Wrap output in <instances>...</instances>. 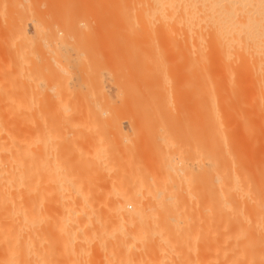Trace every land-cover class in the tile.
Listing matches in <instances>:
<instances>
[{
	"label": "rangeland",
	"instance_id": "1",
	"mask_svg": "<svg viewBox=\"0 0 264 264\" xmlns=\"http://www.w3.org/2000/svg\"><path fill=\"white\" fill-rule=\"evenodd\" d=\"M111 1L112 0H0V108H1L0 111L3 110L2 113H0V116L2 115L0 117V120L3 121L5 118L6 121L4 120V122L9 123L11 121L10 123H12L17 127L15 128V126H12V124L9 123L11 133L15 134V135L12 134L14 135L13 138L15 137L14 141L17 144L19 143L17 146L14 142L15 146L14 147L12 146L13 150L14 149L16 150V151L14 150V153L16 152L15 156H18V158L17 157L15 158H17L22 162L23 160H25L23 163H25L24 165L28 166V168L26 166L25 167L27 168V170L29 169L28 170L30 173L29 177L31 179V180L29 179L30 181L29 200L31 199L33 200L31 201L33 206L35 204V200L38 201L41 200L39 204L42 205L41 206L39 205V207L41 209L44 208L42 211H45L44 214L46 218L41 225L42 227L41 230L43 229L42 234L44 235L42 238L44 241L42 240L41 247L42 249L44 248L43 249L44 253L46 252L45 254L46 264H72V263L73 264H79V263L80 264H112V261H114V259L111 260L112 256L110 255V250L112 251L113 248H117L118 246H119L118 248H124L122 250L126 249L127 251L126 250L122 251L126 253H130L129 251L130 249L128 250V248L134 247L132 249H134L133 251H136L135 252L136 260L138 261L137 258H140L139 259L140 261H138L136 264H151V263L155 264V262L150 260L149 257L148 259L146 258L151 252L149 251L151 246L153 249L154 247H156V249L158 250L159 248L162 251L164 250V252L161 253V255L163 256L161 260L163 262L160 264H203L202 261L203 254L207 248L210 249V247H208L210 246V244L209 242H207L208 246L206 247L207 243L206 242L204 243V241L206 240L202 238L204 236H201V232L198 233V231H202V228H200L201 226H198V224L199 225L205 224L204 223L205 221H203L202 223L201 220H205L206 219L204 217L206 216L205 214L211 213L213 211L212 210L211 212H208L209 210L208 209L206 210L208 204L205 205L206 208H204V204L208 200L207 199L205 201L206 199L205 196L207 194L204 190L210 188L211 185L210 173L212 172L211 170L212 161L209 158L205 157L207 156L205 147L207 146V149H209V151L217 152V150L215 151L210 149L212 145L215 146L214 144L212 145L210 144L212 142L211 141L212 137L213 140L215 139L214 136H211L210 138V134L212 133L210 131L211 130L210 128H213L214 125L218 126L221 125L222 123L224 124V122H226L225 123L226 125L224 124V126L222 125L223 127L221 126L218 127L221 130V132H223L224 130L225 131L228 130V132L229 131L233 132L235 136L231 132L228 133L227 131H226L227 132L226 136L222 135L223 139L226 137L225 138L226 140H223V142H227L228 144L229 141H227V136L230 135L231 133L232 136L231 137L228 136L229 138H231L230 139L231 145L229 147L227 145H226L227 147H225L226 143L225 144L223 143L224 144L223 146L221 142H220L221 145H218L219 144L217 143L218 139L217 140L215 139L217 145L219 146L218 151L219 150L222 151L221 150L222 146L223 149L225 147V149L228 151L227 154L229 153L231 154L232 152L231 150L235 151L233 152L234 154H232V157L229 154L230 155L229 158L232 161L237 160V162L236 161L235 162L238 164L236 165L235 162L233 163L232 161H230L234 164L232 165L231 163V166L234 167H232V170L231 167L229 166L228 168L227 167L226 168L228 170L230 169L229 170L230 173L231 171L239 170L237 173H239L238 175L241 179H243L242 180L243 185L244 182L245 185L243 186L241 185L242 183H240L241 187L239 188L241 189L239 190L241 191L239 193H236L237 195L233 194L236 195L237 198L232 195V198L237 199V200L233 199V203L234 201H236L235 203L237 204L235 205L237 206L236 209H238L237 213L235 210H232L236 215H234L231 212L232 208L223 210L225 211V214L229 216V218L231 213H232V217L236 216L235 219L237 220H234L233 218V222L234 221L236 222L234 224L233 222L231 223V221L228 220L229 218L222 213L223 216L227 218V221H229L232 224V225L228 224L230 225L229 227L226 224L229 222H224L229 227L226 228L227 226H225L223 223L224 220L222 221V218L224 217L221 215V213H219V211L216 213L214 211L213 214L214 218L218 213H219L218 215L222 216L219 218L218 217L215 218L217 220V223H218V219H219V223L222 221L221 225L222 224L223 225L222 226L220 225V227H222V230L221 228H219V230L217 229V227H219L218 226L219 224L215 223L214 221L215 219L213 220L212 218L211 220H209L208 223H206L205 227L203 228V229L206 228L209 229V226L210 228L216 226L215 228L218 230V232L224 231L222 232V234L219 233L221 234L222 239L221 237H219L220 235L217 234L219 235L218 238L221 239L220 241L223 242L220 243V241H217L218 238L216 239V236L214 237V234H216L215 229H210L211 232H208L209 231L208 229L202 232L204 234H206L207 232L209 234L211 233V235L209 236L208 234L206 235L208 237L211 236L210 240L214 237L213 240H216L214 241V243L219 242L221 247L217 246L219 243L213 244L210 242L211 245L220 248H224L223 245L225 246L230 245L228 244V242L232 238L234 240L237 238L236 240L238 246L236 245L235 241L232 239L233 241L232 240L231 241L232 243L234 242V245L231 244L232 247L231 245L230 247L233 248V246H235L234 249L237 248L236 249L238 251L237 257L239 260L238 264H245L247 263L246 261L250 262V263L248 262L247 264H251V263L264 264V116H263L264 86H262V84L264 85V82L262 81L263 83H260L259 85L258 81L261 80L258 79L259 77L257 78V76H255V80H256L255 81L253 80L254 76L252 77L246 74H236L237 76H235L234 74L232 75V74H222V73H207L206 71L204 73H201L204 71V69L202 68L203 65V60L201 59L202 53L199 51L200 48L197 47L198 45L197 43L186 38L185 34L182 32L184 31V29L181 30L179 26L171 25V26H165V28L159 27L157 28L158 30L157 32L155 29L159 25L154 24L156 25L154 26L152 23H149L147 19L145 20L144 17L146 15L145 14L146 11L144 10L143 12L145 6L144 4H141L142 3L140 2L141 0H126V3L124 0H114L113 2ZM139 8L141 10L140 13H139ZM116 10L120 12H117ZM112 17L114 18L112 19ZM116 19L117 21H115ZM109 20H112L113 23L112 21ZM144 21H147L148 23L147 22L145 23ZM148 24H150V27H148L149 26ZM135 25L137 30L135 29ZM153 26L155 29L153 28ZM151 29L154 30L151 31ZM141 35H143V40ZM153 35H155L156 38ZM182 35L185 36L184 39ZM144 36H146V38H144ZM131 37L133 38L135 37V40L130 39ZM149 42L151 43V45H149L150 44ZM183 46L186 49L187 53L183 48ZM131 48L134 52H132ZM179 49L181 54L179 53ZM189 60H193V62ZM194 61L195 62L198 61V63L197 62L195 63ZM165 65H166V69H165ZM196 65L198 66L195 67ZM109 72L111 75L109 74ZM112 73H114L113 76ZM114 75L115 78H113ZM231 75L233 79L230 77ZM122 76L126 77L124 78L125 80L122 79ZM209 76L211 77V79ZM152 77L154 80L153 82L151 81ZM157 77L160 80V82L158 81V79H156ZM202 77L205 78V80L203 79L206 82L205 84L209 82L210 86L209 85L208 86L206 85L207 87L204 86L205 84L203 83L204 81L202 80ZM144 78L146 79V81ZM256 78L258 79V81ZM166 79H170V80H166ZM238 79H240V82L238 81ZM117 81H118L117 83L118 85L115 84ZM235 81L239 84L235 83ZM254 81L257 84L254 83ZM212 82L213 83L215 82L216 85L214 83L213 86ZM253 83L255 84V86H257L258 90L256 87L254 88ZM120 84H122V86L125 85L126 87L122 88ZM170 84L173 85L171 86ZM249 84L252 85L249 86ZM235 86L238 87L236 88ZM144 87L146 89L147 88L149 89L146 90ZM204 87L205 89L207 88L206 90L208 91H206ZM259 87L262 88H260L259 90ZM125 88H127L128 90ZM209 88L215 90L214 92H216L215 94H217V96L219 95L218 96L219 98L215 96L212 90H210V95H209ZM203 90L205 92H203ZM256 90L260 92L259 95ZM123 92L125 94H123ZM224 92H226V95ZM238 92L243 95V99L241 97V94H239ZM148 93L152 95V96L150 95V98H148L149 97ZM204 94L206 95V97H208L207 99L206 97L204 99L205 96ZM126 96H130V97H126ZM230 96L233 97L237 96L236 97L237 100L236 98H234L236 102H234L235 100H233V98ZM245 97L246 98L248 97V99H246ZM114 98H115V102L113 100ZM118 98L120 99V101L122 100V102H120ZM163 98L164 99L167 98L169 101L167 99L164 101ZM214 98L215 100L218 101H214ZM228 98L231 102L228 100ZM252 99L255 100V102L252 101ZM204 100H206L208 104L209 102H212L213 104L211 103V106L206 105L207 103L204 102ZM174 101L176 102L174 103ZM213 101L215 102V104ZM107 102L110 105H105L108 104ZM258 102L260 103L258 104ZM157 103L158 104L164 103V104L163 105L160 104L162 107L161 108L160 105L159 106L157 105ZM169 103H171V105ZM242 103H244V105H242ZM255 103L257 105H260V106H256L257 109L255 108L256 105ZM261 103H263L262 105L263 107L261 106ZM167 104H169L170 106ZM213 105L214 106L216 105V107L218 106L217 107L218 110L221 109L220 113L223 112L224 113L221 115L215 114L214 110L217 109H214L215 107H213ZM112 106H114V109ZM205 106L206 107L208 106L209 109L210 107H213L214 110L211 108L210 112L213 110L212 114L214 116L211 113L208 112L206 113V111L208 110H206ZM231 106H233L234 109ZM238 108L241 111H239ZM4 109L5 110L7 109L6 112L4 111ZM258 109L259 110L261 109L260 110L261 112ZM17 111L20 113H18ZM12 112L15 113L16 115H14ZM240 112L243 113L244 115L242 116ZM216 113L219 112L216 111ZM235 113L239 117H236ZM207 114L213 116V117L208 116L210 118L209 121H207ZM218 116H221V118ZM243 117L246 120V122L243 119ZM211 119L212 121L216 120L215 122L213 121L214 123L213 127L211 125L212 123L210 122ZM221 120L223 122L219 123L221 122ZM19 121L21 124L24 121V123L22 124V128L24 126L23 128L24 133H23V129L20 128L21 125L20 126L18 125L20 124ZM217 122L219 124L216 125ZM247 122L248 123L250 122L249 123L250 125ZM99 124H101V126ZM206 124L208 125L210 124L209 126L210 128L206 126ZM244 125H246V127ZM225 126H227L226 127L227 129L225 128ZM18 127L20 128L21 132L18 131L19 129ZM101 127L103 128L101 129ZM242 127L245 128L244 129L245 131L243 130ZM26 128L29 130V132ZM153 130L154 132H152ZM213 130L214 129H212V131ZM171 131L173 133H171ZM225 131L222 134L225 135L226 133ZM82 134L83 136H81ZM213 134L214 133H212L211 135ZM24 135L27 137V139L25 138ZM16 136L18 139L17 141H16ZM74 137L75 139H73ZM34 139H36V141H34ZM165 139L166 140L168 139V141H166ZM26 140L27 141L29 140L31 142L28 141L26 143L25 142ZM108 140L110 144L108 143ZM207 140H208V145L206 144ZM231 140L234 143L233 149H231L233 146ZM22 141H24V143ZM173 142L175 143L173 144ZM178 143L179 146L175 145ZM20 146L23 148L22 150L25 153V155L23 156L20 155L19 153L22 152V150L18 151V149L21 148ZM167 147L169 148L174 147L173 148L174 150L168 148L171 154L169 153V150H167ZM215 147L213 148L216 149ZM80 148L81 149L84 148V149L80 150ZM54 149L57 151H55ZM30 150L32 151V154L35 152L33 156ZM75 150H77L76 152L78 153H76ZM53 151L55 154L52 153ZM27 152L28 154H26ZM177 153L179 156H177ZM169 155H171L170 156L171 158L168 157ZM229 155H227V157ZM234 155L235 157H233ZM101 156L104 158L102 159L105 160L106 163L101 159ZM21 158L23 160H21ZM82 158H84L85 160L80 163V161H82ZM133 158H135V161ZM179 159L183 161H180ZM118 163H120L121 165ZM36 164L38 166H36ZM83 164L84 167H86L85 164L88 165L89 169H84V167L82 166ZM228 164H226V166ZM51 165H53L55 169ZM77 165L78 166L80 165L81 167L80 166L78 167ZM42 167L44 168V170L42 169ZM57 167L60 169H57ZM92 167L95 168L92 169ZM106 167L108 170L105 169ZM205 167H208V169L210 170H207V168L205 169ZM45 168L48 169V171L46 169L47 172L45 171ZM52 168L54 172L52 171ZM179 168H182V170ZM61 170L64 173H62ZM175 171L178 176L176 175ZM194 172L197 173V175L194 174ZM204 172L209 174L207 176L208 177L207 183L209 181L207 186L208 188H206L205 187L206 185L204 184V180L206 183V179H207L206 173ZM59 173H61V175ZM170 173L173 175V177ZM46 176L48 177V180H46L47 179ZM64 176L69 180L63 179ZM149 176L152 177L150 178ZM240 178L239 181H241ZM226 181H228V179ZM194 183L195 184L197 183L196 184L197 188L195 187ZM39 184L42 187L45 186L44 188L46 189L42 188ZM201 184L203 187L201 186ZM190 186L191 188H193L194 186V188L191 189ZM52 187L53 190L51 189ZM243 187L245 188L243 189ZM116 189L117 190L123 189L124 191H127L128 194H132V192L133 193L135 192L134 196H136L138 202L141 203L142 201L143 204L151 205L152 207L149 206L148 212L151 213L150 210L151 207L152 211L154 212L151 214H153L154 217L155 214L156 215L158 214V216H156L155 218L160 219L159 222L161 223H159L158 221H153L151 224H149V226H153L154 229H150V227L147 226L146 230L148 228L150 229L147 230L148 233H150L148 235L146 234L147 232L145 229H144L145 231L144 230L140 231V232L143 231L144 233L146 232L145 233L146 236L144 233H142L141 234L142 237L140 236L137 237L134 234L138 230L136 229L137 227L134 228L135 226L133 227L127 226L124 227L123 229L125 234L124 233L121 234L122 236L124 234L125 236L124 239H122L123 237L119 234L121 232L117 230L116 232H118L117 235L119 234L118 235L119 237L117 235L113 236L111 233L110 235L108 234L110 237L106 236L101 238L102 228L105 227L103 226H100L102 228L97 227L98 225H100L99 224L100 221L102 222L103 220L102 223L104 226L108 225L107 227L113 228L114 225L116 224L115 223L116 218L120 215L118 214V212L116 213L115 207L113 206H115V204H117V202H119V200L121 199L120 196L121 194L119 195L116 194L121 193L123 191L119 190L120 192L118 191L117 193ZM130 189H132V191ZM242 189L247 190L248 193L247 191L243 192ZM50 191L52 192L51 194ZM156 191H160V194L158 195V192ZM195 191H197L198 193ZM149 192L152 195L149 194ZM127 193L126 195H128ZM140 193H142V195ZM31 195L33 197H31ZM45 196L47 197L45 198ZM166 196L169 197L172 196V197L169 198ZM42 197L44 198V200ZM83 197L85 198L83 200L87 201L84 205L82 204ZM68 198L70 200L73 199L75 200V202L72 201L74 207L78 208L79 210L84 209L83 212L84 217L89 216L91 217V219L93 218V220L96 221L94 222L92 220L93 221L92 223L93 224L95 223L94 226H96L100 232V234L98 235L96 234L97 236L94 237L95 239L93 238L94 240L92 239L93 241L91 240L92 243H90L91 245L89 244L90 246L88 247L86 246L85 248H83L82 252L80 251L81 254H79L80 257L77 256V258H79V260L76 259L77 262L74 261L75 258L72 256V254H70L69 252L70 250L68 246H66L64 250H63L64 247L62 248V246H59L61 245L60 244L61 236L58 234V230L56 226V217L61 211L59 210L61 208V206H59L61 205L59 200L65 201V200H69ZM155 199L156 202L157 200H164L166 206L164 205L165 207L163 206L158 207L159 204L155 205L156 204ZM165 200L168 202L166 203ZM151 203L155 206H153ZM136 206L137 203H130V202L127 203V209L130 212L134 211ZM204 209L207 212H204L205 211ZM161 212L163 214L162 217H160ZM172 212L174 213L177 220H179V222L175 218H174L175 220L171 221L169 215L170 216L173 215ZM211 214H209L210 216L207 214L208 216L206 217L208 218L211 217ZM109 217L114 219L115 224L110 222L111 224L110 226L109 222L107 221L108 219L109 221L112 220H110ZM181 217H184L185 218L184 220L185 222L187 221V223L181 222L182 220ZM203 217L205 219H203ZM162 220H164L163 221L164 223L162 222ZM212 220L214 221V224L211 223ZM155 222L158 224H155ZM167 222H169L168 223L169 226H167L166 224ZM174 222H175V228H174ZM179 223L182 224L183 227ZM210 223L211 225L213 224L215 226L212 225L213 227H211ZM154 224L155 226H157L156 228L154 227ZM178 225L180 228L178 227ZM235 226L236 229L234 228ZM34 228L36 229L35 225H33L32 227L33 235H35L36 233ZM169 228L170 229L173 228V230L171 229L172 230L171 231ZM230 228L235 229L237 231V235H234L233 237L232 235L236 231H233V234L231 235L230 234L231 232L230 231L228 232ZM160 229L163 231H161ZM179 229L181 230L179 231ZM151 230H153L154 233H152ZM159 231L160 233H162V235L161 234L158 235L155 233V232L159 233ZM183 231H185L186 233ZM212 231L214 234H212ZM131 233L135 235V238H132L133 236L131 235ZM179 234H183V236ZM228 234H230L232 238L228 237L229 236ZM160 235L163 238L160 239ZM191 235L196 239V241H194V238L192 239ZM143 236L144 238L145 237L146 238L144 239ZM157 236L159 237V239ZM111 237L113 238L118 237V239L115 240V238L113 239ZM150 237L151 239H149ZM165 237L167 238L170 237L171 239L170 238L166 239ZM106 238L107 240H104ZM120 238L123 241H121ZM227 238L228 240H226ZM100 239L103 240V242ZM112 240H115V242L114 241L112 242ZM119 240L120 243H116L117 241L119 242ZM163 240H165V242L167 243L170 241L168 243L169 245L166 246L165 244L167 243H165ZM99 241H101L102 244L99 245L100 243ZM161 242H163L164 244ZM147 244H149L150 246ZM162 244L164 245V247H166V250L165 248H163ZM144 246L146 249H144ZM147 246H149L150 248ZM212 247L213 246H211V248ZM230 247L227 246L226 249H229ZM146 250L149 251L148 252L149 254L146 253ZM64 251L66 252V254L67 253L68 254L66 255ZM87 251H89V253ZM167 257H169L170 259Z\"/></svg>",
	"mask_w": 264,
	"mask_h": 264
},
{
	"label": "bare ground",
	"instance_id": "2",
	"mask_svg": "<svg viewBox=\"0 0 264 264\" xmlns=\"http://www.w3.org/2000/svg\"><path fill=\"white\" fill-rule=\"evenodd\" d=\"M114 0H112L111 2H113ZM125 1V3H126V0H124ZM109 2V1H108ZM133 2V1H132ZM140 2H142L141 4H144V8L145 9H143V12H144V10L146 11L145 12V20L147 19L148 20V22L149 23H152L153 25L154 24H156V25H159L158 27H156V29L154 28V26H156V25H154L153 26V28L158 32V30H157V28H165V26H171V25H175V26H179V28H181V30H183L184 29V31H182L184 34H185V36H186V38L187 39H190V40H192V41H194L195 43H197L198 45H197V47H199L200 49H199V51L202 53V60H203V65H202V68L204 69V71L203 72H201V73H204L205 71L207 72V73H222V74H234L235 76H237L236 74H246V75H250V76H254V78H253V80H255V76H257V78L258 79H261V80H259L258 81V79H257V81L259 82L258 84L260 85V83H263L264 82V0H141ZM110 3V2H109ZM122 3H123V1H122ZM113 4V3H112ZM134 5V4H133ZM114 7V6H113ZM112 7V8H113ZM125 7V6H124ZM135 7V6H134ZM143 7V6H142ZM136 8V7H135ZM141 8V7H140ZM140 8H139V13H140ZM115 9V8H114ZM120 9H121V7H120ZM117 11V10H116ZM131 11H133V10H131ZM130 11V12H131ZM117 12H120V11H117ZM121 12H122V10H121ZM125 13H127V12H125ZM142 13V12H141ZM118 14V13H117ZM137 14V13H136ZM123 15H125V14H123ZM129 15V14H128ZM128 15H126V16H128ZM144 15V14H143ZM111 16H112V14H111ZM134 17V16H133ZM142 17V16H141ZM109 18V17H108ZM114 17H112V19H113ZM117 18V17H116ZM111 19V18H110ZM124 19H125V17H124ZM128 20V19H127ZM135 20V19H134ZM137 20V19H136ZM144 20V19H143ZM109 21H112V20H109ZM115 21H117V19L115 20ZM126 21V20H125ZM132 21H133V19H132ZM135 22V21H134ZM145 23L147 22V21H144ZM147 22V23H148ZM112 23H113V21H112ZM126 23V22H125ZM142 23V22H141ZM114 24H117V23H114ZM127 24V23H126ZM119 25V24H118ZM117 25V26H118ZM128 25H129V22H128ZM142 25H144V24H142ZM149 26L148 27H150V24H148ZM147 27V28H148ZM173 27V26H172ZM20 28V27H19ZM167 28V27H166ZM170 28V27H169ZM178 28V29H179ZM133 29H134V27H133ZM135 29H136V25H135ZM141 29V28H140ZM154 29H151V31L152 30H154ZM22 30H23V27H22ZM129 30V29H128ZM137 30V29H136ZM136 30H134V31H136ZM144 30V29H143ZM148 30V29H147ZM108 31V30H107ZM139 31V30H138ZM137 31V32H138ZM25 32V31H24ZM149 32V31H148ZM155 32V31H154ZM164 32V31H163ZM108 33V32H107ZM111 33V32H110ZM114 33V32H113ZM144 33V32H143ZM147 33V32H146ZM153 33V32H152ZM23 34V33H22ZM133 34V33H132ZM139 34V33H138ZM149 34V33H148ZM170 34V33H169ZM178 34V33H177ZM140 35V34H139ZM146 35V34H145ZM142 36V40H143V35H141ZM153 36H155V35H153ZM183 36V35H182ZM185 36H183V39H184V37ZM126 37V36H125ZM136 37V36H135ZM135 37L133 38V37H131L130 39H134L135 40ZM173 37V36H172ZM137 38H138V36H137ZM144 38H146V36H144ZM155 38H156V36H155ZM159 38V37H158ZM129 39V38H128ZM147 39H148V36H147ZM133 40V41H134ZM145 40V39H144ZM159 40V39H158ZM115 41V40H114ZM153 41V40H152ZM156 41H157V39H156ZM185 41V40H184ZM187 41V40H186ZM142 42V41H141ZM148 42V41H147ZM162 42V41H161ZM173 42V41H172ZM171 42V43H172ZM174 42H176V41H174ZM150 43V42H149ZM183 43V42H182ZM191 43V42H190ZM146 44V43H145ZM147 45V44H146ZM149 45H151V43L149 44ZM192 45V44H191ZM195 45V44H194ZM145 46V45H144ZM148 46V45H147ZM158 47V46H157ZM134 48H136V47H134ZM142 48V47H141ZM169 48H171V47H169ZM183 48H184V46H183ZM193 48V47H192ZM125 49V48H124ZM127 49V48H126ZM185 49V48H184ZM196 49V48H195ZM131 50H132V48H131ZM149 50V49H148ZM155 50V49H154ZM160 50V49H159ZM182 50V49H181ZM185 51H186V49H185ZM194 51V50H193ZM132 52H134L133 50H132ZM178 52V51H177ZM117 53H119V52H117ZM179 53H180V49H179ZM178 53V54H179ZM186 53H187V51H186ZM199 53V52H198ZM181 54V53H180ZM182 54H183V52H182ZM185 55V54H184ZM139 56V55H138ZM164 56V55H163ZM189 56H191V55H189ZM188 56V57H189ZM133 57V56H132ZM131 57V58H132ZM141 57V56H140ZM153 57V56H152ZM155 57V56H154ZM185 57V56H184ZM196 57V56H195ZM187 58V57H186ZM192 58V57H191ZM156 59V58H155ZM168 59V58H167ZM184 59V58H183ZM190 59V58H189ZM198 59H200V58H198ZM146 60V59H145ZM186 60V59H185ZM133 61V60H132ZM188 61V60H187ZM189 61H192L193 62V60H189ZM199 61V60H198ZM198 61H196L197 63H198ZM195 62V61H194ZM195 62V63H196ZM135 63V62H134ZM186 65V64H185ZM193 65V64H192ZM199 65V64H198ZM198 65H196L195 67H197ZM182 67V66H181ZM109 68V67H108ZM154 68V67H153ZM170 68V67H169ZM187 68V67H186ZM137 69V68H136ZM165 69H166V65H165ZM175 69V68H174ZM192 69V68H191ZM119 70V69H118ZM169 70V69H168ZM171 70V69H170ZM184 70V69H183ZM198 70H201V69H198ZM110 71V70H109ZM121 71H122V69H121ZM126 71V70H125ZM194 71V70H193ZM197 71V70H196ZM113 72V71H112ZM135 72H136V70H135ZM158 72V71H157ZM157 72H155V73H157ZM117 73V72H116ZM169 73V72H168ZM109 74H110V72H109ZM113 74L114 73H112V76H113ZM142 74V73H141ZM170 74V73H169ZM111 75V74H110ZM157 75V74H156ZM209 75V74H208ZM232 75L230 76L231 78H232ZM142 76V75H141ZM201 76V75H200ZM206 76V75H205ZM228 76V75H227ZM207 77V76H206ZM210 77V76H209ZM208 77V78H209ZM113 78H115V75H114V77ZM112 78V79H113ZM124 78H126V77H123L122 76V79H124ZM186 78V77H185ZM207 78V79H208ZM120 79H121V76H120ZM145 79V78H144ZM156 79H158V77L156 78ZM171 79V78H170ZM170 79H166V80H170ZM173 79H174V77H173ZM176 79V78H175ZM205 80V78H203L202 77V80ZM210 79H211V77H210ZM209 79V80H210ZM226 79V78H225ZM233 79V78H232ZM251 79V78H250ZM125 80V79H124ZM148 80H151V79H148ZM203 80V81H204ZM217 80V79H216ZM215 80V81H216ZM219 80V79H218ZM228 80V79H227ZM138 81V80H137ZM144 81V80H143ZM145 81H146V79H145ZM152 82L154 81L153 80V77H152V80H151ZM158 81L160 82V80L158 79ZM173 81V80H172ZM195 81V80H194ZM212 81V80H211ZM230 81V80H229ZM238 81L240 82V79H238ZM256 81V80H255ZM254 81V83H256ZM261 81V82H260ZM263 81V82H262ZM122 82V81H121ZM120 82V83H121ZM162 82V81H161ZM196 82V81H195ZM234 82V81H233ZM118 83V81L115 83V84H117ZM123 83V82H122ZM148 83V82H147ZM204 84L206 83L205 81L203 82ZM213 83V82H212ZM215 83V82H214ZM214 83H213V86H214ZM235 83H237L236 81H235ZM253 83V84H254ZM144 84V83H143ZM150 84H152V83H150ZM162 84V83H161ZM164 84V83H163ZM167 84V83H166ZM196 84V83H195ZM210 83L209 82H207V84H205L204 86H208ZM231 84V83H230ZM237 84H239V83H237ZM257 84V83H256ZM118 85V84H117ZM121 85V87L123 88V87H126L125 85H123L122 86V84H120ZM171 85V84H170ZM173 85V84H172ZM171 85V86H172ZM215 85H216V83H215ZM250 85H252V84H249V86ZM129 86H131V85H129ZM165 86V85H164ZM206 86V87H207ZM210 86V85H209ZM211 86H212V84H211ZM248 86V85H247ZM262 86H264L263 84H262ZM158 87V86H157ZM166 87V86H165ZM170 87V86H169ZM236 87V86H235ZM238 87V86H237ZM236 87V88H237ZM257 88V86H255V84H254V88ZM145 88V87H144ZM143 88V89H144ZM215 88V87H214ZM218 88H219V86H218ZM232 88V87H231ZM233 88H234V86H233ZM260 88H262V87H259V90H260ZM125 89H127V88H125ZM130 89H131V87H130ZM146 89V88H145ZM147 89H149V88H147ZM146 89V90H147ZM162 89V88H161ZM204 89H205V87H204ZM207 89V88H206ZM205 89V90H206ZM239 89V88H238ZM128 90V89H127ZM145 90V91H146ZM192 90V89H191ZM210 90H212V89H210L209 88V95H210ZM234 90V89H233ZM232 90V91H233ZM236 90V89H235ZM257 90H258V88H257ZM256 90V91H257ZM118 91V90H117ZM117 91H116V93H117ZM169 91V90H168ZM206 91H208V90H206ZM213 92L215 91V90H212ZM218 91V90H217ZM240 91H241V89H240ZM239 91V92H240ZM127 92V91H126ZM148 92V91H147ZM146 92V93H147ZM171 92V91H170ZM190 92V91H189ZM203 92H205L204 90H203ZM238 92V93H239ZM258 92V95L260 94V92L259 91H257ZM263 92V91H262ZM132 93H133V91H132ZM131 93V94H132ZM135 93H136V91H135ZM159 93V92H158ZM168 93V92H167ZM216 92H214V94H215ZM222 93V92H221ZM225 93V95H226V92H224ZM228 93H229V91H228ZM264 93V92H263ZM123 94H125L124 92H123ZM149 94V93H148ZM153 94V93H152ZM163 94V93H162ZM207 94V93H206ZM223 94V93H222ZM232 94V93H231ZM239 94H241V93H239ZM238 94V95H239ZM106 95H107V92H106ZM105 95V96H106ZM150 95L151 94H149V97L148 98H150ZM154 95H157V94H154ZM205 95V94H204ZM212 95V94H211ZM227 95H230V94H227ZM121 96V95H120ZM152 96V95H151ZM215 96H217V94H215ZM219 96V95H218ZM217 96V97H218ZM262 96V95H261ZM108 97H109V95H108ZM126 97H130V96H126ZM139 97H140V95H139ZM172 97V96H171ZM205 97H206V95L204 96V99H205ZM221 97H222V95H221ZM230 97H232L233 98V100H235L234 98H236V97H233V96H230ZM241 97H242V99H243V95L241 94ZM240 97V98H241ZM263 97V96H262ZM106 98V97H105ZM121 98V97H120ZM135 98V97H134ZM153 98H154V96H153ZM152 98V99H153ZM208 97H206V99H207ZM211 98H212V96H211ZM210 98V99H211ZM216 98V97H215ZM215 98H214V101H218V100H215ZM219 98V97H218ZM246 98V97H245ZM244 98V99H245ZM261 98V97H260ZM119 99V98H118ZM123 99V98H122ZM125 99V98H124ZM130 99V98H129ZM136 99V98H135ZM164 99V98H163ZM163 99H162V102H163ZM167 99V98H166ZM166 99H164V101L166 100ZM172 99V98H171ZM195 99H196V96H195ZM246 99H248V97L246 98ZM258 99V98H257ZM262 99V98H261ZM61 100V99H60ZM106 100V99H105ZM107 100H108V98H107ZM110 100V99H109ZM114 100V102H115V98L113 99ZM140 100V99H139ZM138 100V101H139ZM168 100V99H167ZM228 100H229V98H228ZM236 100H237V98H236ZM236 100L234 101V102H236ZM263 100V99H262ZM119 101H120V99H119ZM169 101V100H168ZM200 101V100H199ZM213 101V102H214ZM225 101V100H224ZM230 101V100H229ZM242 101V100H241ZM252 101H254L255 102V100H253L252 99ZM261 101V100H260ZM14 102V101H13ZM109 102V101H108ZM107 102V103H108ZM111 102V101H110ZM113 102V103H114ZM117 102V101H116ZM120 102H122V100L120 101ZM137 102V101H136ZM140 102V101H139ZM176 101H174V103H175ZM204 102H206V100H204ZM203 102V103H204ZM231 102V101H230ZM229 102V103H230ZM263 102V101H262ZM21 103H22V101H21ZM145 103V102H144ZM144 103H143V106H144ZM165 103V102H164ZM164 103H157V105L159 106L160 104L161 105H163ZM207 103V102H206ZM205 103V104H206ZM211 103L212 102H209V104L207 103L206 105H209V106H211ZM225 103V102H224ZM260 102H258V104H259ZM264 103V102H263ZM263 103H261V106L263 105ZM11 104V103H10ZM9 104V105H10ZM30 104V103H29ZM119 104V103H118ZM170 105H171V103H169ZM169 104H167V105H169ZM213 104V103H212ZM214 104H215V102H214ZM232 104V103H231ZM237 104H238V102H237ZM241 104V103H240ZM246 104V103H245ZM248 104V103H247ZM256 104V103H255ZM105 105H110L109 103L108 104H105ZM123 105V104H122ZM153 105V104H152ZM161 105H160V107H161ZM169 105V106H170ZM176 105H178V104H176ZM216 105H217V103H216ZM216 105L214 106L213 105V107H215L214 109H217V110H214L213 109V107H210V109L212 108L215 112V114H223V113H220L221 112V109H219L218 110V106L216 107ZM242 105H244V103H242ZM241 105V106H242ZM253 105V104H252ZM24 106V105H23ZM35 106V105H34ZM169 106H167V107H169ZM235 106H237V105H235ZM248 106V105H247ZM256 106H260V105H255V108H256ZM26 107V106H25ZM24 107V108H25ZM113 107V109H114V106H112ZM112 107H111V110H112ZM157 107V106H156ZM155 107V108H156ZM164 107V106H163ZM166 107V106H165ZM174 107V106H173ZM208 107V106H207ZM207 107L205 106V108H206V110H208V111H206V113L208 112V113H211L212 114V112H213V110L210 112V109H209V107H208V109H207ZM220 107V106H219ZM231 107H233V106H231ZM238 107H240V106H238ZM263 107V106H262ZM30 108H31V106H30ZM162 108V107H161ZM236 108V107H235ZM246 108V107H245ZM1 109V108H0ZM18 109V108H17ZM16 109V110H17ZM40 109V108H39ZM157 109V108H156ZM232 109V108H231ZM233 109H234V107H233ZM249 109H250V107H249ZM257 109V108H256ZM7 110V109H6ZM6 110L4 109V111L6 112ZM10 110V109H9ZM238 110H239V108H238ZM245 110V109H244ZM259 110V109H258ZM258 110H257V112H258ZM261 110V109H260ZM259 110V111H260ZM2 111L3 110H1L0 111V113H2ZM20 111V110H19ZM34 111V110H33ZM216 111H218L219 113H216ZM232 111V110H231ZM239 111H241V110H239ZM246 111V110H245ZM263 111H264V108H263ZM18 112V111H17ZM32 112V111H31ZM35 112V111H34ZM113 112H114V110H113ZM159 112V111H158ZM256 112V113H257ZM261 112V111H260ZM13 113V112H12ZM18 113H20V112H18ZM25 113H26V111H25ZM24 113V114H25ZM237 113V112H236ZM236 113H235V115H236ZM5 114V113H4ZM3 114V115H4ZM8 114V113H7ZM14 115H16L15 113H13ZM98 114V113H97ZM240 114H242V116L244 115L243 113H241L240 112ZM246 114H247V112H246ZM263 114V113H262ZM37 115H38V112H37ZM213 115V114H212ZM2 116V115H1ZM0 116V117H1ZM5 116V115H4ZM27 116V115H26ZM25 116V117H26ZM213 117V116H211L210 114L208 115L207 114V121H209V117ZM215 116H217V115H215ZM223 116V115H222ZM264 116V115H263ZM262 116V117H263ZM24 117V116H23ZM218 117H220L221 118V116H218ZM231 117V116H230ZM229 117V118H230ZM236 117H239L238 115H236ZM7 118V117H6ZM219 118V119H220ZM223 118V117H222ZM229 118H228V120H229ZM233 118V117H232ZM242 118V117H241ZM38 119V118H37ZM212 119H214V118H212ZM212 119H211V125H212V127H213V125H214V123H213V121H212ZM216 119H218V118H216ZM243 119H244V117H243ZM4 120H5V118H4ZM4 120L2 121V120H0V264H46V258H45V254H46V252L44 253V251H43V249H42V238H43V234H42V230H41V225H42V223H43V221L45 220V214H44V212L45 211H42L43 209H41L40 207H39V205L41 206L42 204H39L40 203V201L41 200H35V204H34V206L32 205V202L31 201H33L32 199L31 200H29V197H30V191H29V179H30V173H29V169L27 170V168H28V166H26V165H24L25 163H23L25 160H23L22 158H21V160H23V162L22 161H20V160H18L17 158H18V156H15V153H14V150H13V147L15 146L14 145V138H13V136L15 135L14 133H11V131H10V124H12V123H10L11 121L10 120H7V121H10L9 123L8 122H4ZM28 120V119H27ZM224 120V119H223ZM245 120V119H244ZM6 121V120H5ZM12 121H14V120H12ZM97 121V120H96ZM216 121V120H215ZM214 121V122H215ZM218 121H220V120H218ZM225 121V120H224ZM242 121V120H241ZM249 121V120H248ZM28 122V121H27ZM210 122H208V123H210ZM223 121L221 120V122H219V123H222ZM245 122H246V120H245ZM253 122V121H252ZM19 123H20V121H19ZM23 123H24V121H23ZM22 123V124H23ZM40 123H41V121H40ZM218 122L216 123V125L217 124H219ZM226 122H224V124H225ZM242 123H244V122H242ZM248 123V122H247ZM250 123V122H249ZM248 123V124H249ZM15 124V123H14ZM18 124V123H17ZM22 124L20 123V124H18L19 126L21 125V127L20 128H22ZM224 124L222 123L221 125H218V126H215L214 125V127H219V126H221V127H223L224 126ZM33 125H34V123H33ZM93 125V124H92ZM100 126H101V124H99ZM223 125V126H222ZM226 125V124H225ZM250 125V124H249ZM12 126H15V125H13L12 124ZM135 126V125H134ZM206 126H210V124L208 125V124H206ZM245 127H246V125H244ZM25 127H27V126H25ZM210 128L211 130V132L212 133H214L213 135H211L210 134V138H211V136H214L215 137V139L217 140L218 139V142L217 143H219L218 145H221V144H225V147H229L230 145H231V143H230V139L231 138H229V137H231L232 135H231V133L234 135V133L233 132H231V131H229V132H231L230 133V135H228L227 136V141H229L228 142V144H227V142H223V140H226L225 138L223 139V136H226V134H227V132H228V130H224L226 133H225V135L224 134H222L223 132H221V130L218 128ZM227 126H225V128H226ZM248 127V126H247ZM15 128H17L16 126H15ZM19 128V127H18ZM20 128L18 129V131H20ZM23 128H24V126H23ZM22 128V129H23ZM103 127H101V129H102ZM116 128H118V127H116ZM209 128H208V130H209ZM243 128V127H242ZM254 128V127H253ZM27 129V128H26ZM100 129V130H101ZM212 129H214L213 131H212ZM227 129V128H226ZM245 128H243V130H244ZM249 129V128H248ZM252 129V128H251ZM256 129H258V128H256ZM28 130V129H27ZM27 130H26V132H27ZM40 130V129H39ZM119 130H120V128H119ZM155 130V129H154ZM154 130L152 131V132H154ZM207 130V131H208ZM216 130V131H215ZM222 130H223V128H222ZM247 130V129H246ZM15 131H17V130H15ZM14 131V132H15ZM45 131V130H44ZM89 131V130H88ZM105 131V130H104ZM113 131V130H112ZM118 131V130H117ZM170 131V130H169ZM245 131V130H244ZM13 132V131H12ZM21 132V131H20ZM28 132H29V130H28ZM32 132V131H31ZM30 132V133H31ZM79 132V131H78ZM82 132H84V131H82ZM132 132H133V130H132ZM228 132V133H229ZM248 132V131H247ZM247 132H245V133H247ZM250 132H253V131H250ZM23 133H24V129H23ZM171 133H173L172 131H171ZM170 133V134H171ZM210 133V132H209ZM236 133V132H235ZM12 134H14V135H12ZM21 134V133H20ZM28 134V133H27ZM43 134V133H42ZM45 134V133H44ZM78 134H80V133H78ZM105 134H106V132H105ZM156 134V133H155ZM167 134V133H166ZM16 135H18V134H16ZM76 135V134H75ZM86 135V134H85ZM108 135H109V133H108ZM158 135V134H157ZM162 135V134H161ZM179 135V134H178ZM223 135V136H222ZM25 136V135H24ZM30 136V135H29ZM67 136V135H66ZM81 136H83V134L81 135ZM101 136V135H100ZM163 136V135H162ZM161 136V137H162ZM171 136V135H170ZM180 136V135H179ZM235 136V135H234ZM249 136V135H248ZM34 137V136H33ZM39 137H40V134H39ZM38 137V138H39ZM43 137V136H42ZM68 137V136H67ZM208 137H209V135H208ZM260 137V136H259ZM20 138V137H19ZM22 138V137H21ZM25 138L27 139V137L25 136ZM29 138H31V137H29ZM163 138V137H162ZM166 138V137H165ZM172 138V137H171ZM175 138V137H174ZM181 138V137H180ZM207 138V137H206ZM228 138H229V140H228ZM67 139V138H66ZM73 139H75V137L73 138ZM81 139V138H80ZM182 139V138H181ZM213 140V137H212V139H211V141L213 142H211L210 144L212 145V144H214L215 146L217 145V143H216V140ZM233 139V138H232ZM18 139H17V136H16V141H17ZM24 140V139H23ZM32 140V139H31ZM40 140V139H39ZM158 140V139H157ZM166 140V139H165ZM172 140V139H171ZM178 140V139H177ZM180 140V139H179ZM208 140H210V139H208ZM208 140L205 142L207 145H208ZM29 141V140H28ZM27 140L25 141L26 143L28 142ZM34 141H36V139H34ZM97 141V140H96ZM164 141V140H163ZM166 141H168V139L166 140ZM170 141V140H169ZM182 141V140H181ZM257 141V140H256ZM23 143H24V141H22ZM29 142H31V141H29ZM38 142V141H37ZM43 142H44V140H43ZM103 142V141H102ZM152 142V141H151ZM220 142H221V144H220ZM231 142H232V140H231ZM108 143H109V140H108ZM161 143V142H160ZM170 143H172V142H170ZM175 142H173V144H174ZM177 143V142H176ZM15 144L18 146V144L15 142ZM94 144H95V142H94ZM110 144V143H109ZM168 144V143H167ZM209 144V145H210ZM224 144H223V146H224ZM257 144V143H256ZM24 145V144H23ZM36 145V144H35ZM44 145H46V144H44ZM107 145V144H106ZM175 145H178L179 146V143L178 144H175ZM213 146L212 145V147L210 148L211 150H217V152H212V151H209V149H207V146L205 147L206 148V152H207V156H205V157H207V158H209L211 161H212V166H211V170H212V172L210 173L211 175H210V179H211V181H210V183H211V185H210V188L209 189H207V190H204L205 192H206V194L208 195H206L205 197H206V199H205V204H204V208H206L205 207V205H207V208H206V210L208 209L209 211L208 212H211L212 210V214L211 213H207L208 215L209 214H211V217H206V216H208L207 214H205L206 216H204L203 217V219H205V220H201L202 221V223H203V221H205L204 223L205 224H198V226H201L200 228H202V231H206L208 228H206V229H203L204 227H205V225H206V223H208L209 222V220H211V218L214 220L216 217H222L223 216V214H225V211H223L224 209H231V212L234 214V215H236L235 213H234V211H232V210H235L236 211V213H237V210L238 209H236V207L237 206H235V205H237L235 202L236 201H234V203H233V199H235V198H232V195L233 194H236V193H239L241 190H239V189H241V188H239V187H241V185H243V179H241L240 177H239V173H237L238 171H231V173H230V169L228 170L227 168H228V166L229 167H231V170H232V167H234V166H231V163L233 162H237V160H235V158H234V160L235 161H232V160H230V155H231V157H232V154H234L233 152H235L234 150H231V149H233V147H234V143L232 142V148L230 149L231 151V154L229 155V154H227L228 153V151L225 149V147H224V149L226 150H224L223 149V146H222V151H218V149H219V146ZM227 145V146H226ZM13 146V147H12ZM22 146V145H21ZM20 146V147H21ZM84 146V145H83ZM115 146V145H114ZM155 146H156V144H155ZM168 146V145H167ZM25 147V146H24ZM30 147H32V146H30ZM39 147V146H38ZM56 147V146H55ZM77 147V146H76ZM81 147V146H80ZM111 147V146H110ZM161 147V146H160ZM170 147V146H169ZM169 147H167V150H169V149H173V148H169ZM182 147V146H181ZM209 147V146H208ZM213 147H215L216 149H214ZM15 148H17V147H15ZM35 148V147H34ZM104 148V147H103ZM134 148V147H133ZM169 148V149H168ZM23 148L21 147V148H19L18 149V151L19 150H22ZM37 149V148H36ZM47 149V148H46ZM77 149H79V148H77ZM82 149H84V148H82ZM81 148H80V150H82ZM115 149V148H114ZM136 149V148H135ZM161 149V148H160ZM25 150V149H24ZM26 150H28V149H26ZM32 150V149H31ZM30 150V151H31ZM55 150V149H54ZM86 150V149H85ZM129 150V149H128ZM134 150V149H133ZM174 150V149H173ZM208 150V151H207ZM224 150V151H223ZM16 151V150H15ZM52 151V150H51ZM55 151H57V150H55ZM77 150H75V152H76ZM79 151V150H78ZM179 151H180V149H179ZM87 152V151H86ZM114 152V151H113ZM171 152H173V151H171ZM219 152V153H218ZM223 152V153H222ZM226 152V153H225ZM20 153V155H25V153L23 152V150H22V152H19ZM24 153V154H23ZM30 153V152H29ZM35 153V152H34ZM33 153V154H34ZM42 153V152H41ZM46 153V152H45ZM51 153V152H50ZM52 153H54V151L52 152ZM76 153H78V152H76ZM89 153V152H88ZM98 153V152H97ZM126 153H127V150H126ZM167 153V152H166ZM169 153H170V150H169ZM168 153V154H169ZM179 153V152H178ZM178 153H177V156H179L178 155ZM184 153V152H183ZM183 153H181V154H183ZM26 154H28V152L26 153ZM31 154H32V151H31ZM30 154V155H31ZM33 154H32V156H33ZM55 154V153H54ZM75 154V153H74ZM107 154V153H106ZM116 154V153H115ZM163 154V153H162ZM165 154V153H164ZM171 154V153H170ZM173 154V153H172ZM195 154V153H194ZM221 154V155H220ZM44 155V154H43ZM53 155V154H52ZM79 155V154H78ZM85 155V154H84ZM88 155V154H87ZM102 155V154H101ZM119 155V154H118ZM136 155V154H135ZM227 155H229L228 157H227ZM40 156H41V154H40ZM46 156V155H45ZM68 156V155H67ZM73 156H75V155H73ZM95 156V155H94ZM96 156H97V154H96ZM116 156V155H115ZM167 156V155H166ZM171 155H169L168 157H170ZM15 157H17V158H15ZM19 157H21V156H19ZM52 157H54V156H52ZM83 157V156H82ZM119 157V156H118ZM133 157H135V156H133ZM174 157V156H173ZM184 157V156H183ZM200 157V156H199ZM233 157H235V155L233 156ZM27 158V157H26ZM34 158H36V157H34ZM46 158V157H45ZM87 158V157H86ZM98 158V157H97ZM103 157L101 156V159H102ZM113 158V157H112ZM171 158V157H170ZM180 158V157H179ZM229 158V159H228ZM72 159V158H71ZM104 159V158H103ZM102 159V160H103ZM114 159V158H113ZM117 159H119V158H117ZM134 159V161H135V158H133ZM181 159H182V157H181ZM196 159V158H195ZM233 159V158H232ZM237 159V158H236ZM55 160V159H54ZM85 159L84 158H82V161H80V163L81 162H83ZM90 160V159H89ZM101 160V161H102ZM116 160V159H115ZM162 160V159H161ZM171 160V159H170ZM180 160V159H179ZM179 160H178V162H179ZM209 160V161H210ZM49 161V160H48ZM71 161V160H70ZM78 161H79V159H78ZM99 161H100V159H99ZM105 163H106V161L105 160H103ZM180 161H183V160H180ZM191 161V160H190ZM199 161V160H198ZM230 161H232V162H229ZM47 162V161H46ZM52 162H53V160H52ZM75 162V161H74ZM93 162V161H92ZM94 162H95V160H94ZM170 162V161H169ZM186 162V161H185ZM196 162V161H195ZM235 162V163H236ZM72 163H73V161H72ZM99 163V162H98ZM97 163V164H98ZM117 163V162H116ZM121 163V162H120ZM120 163H118V164H120ZM134 163V162H133ZM230 165H229V164ZM232 163V165H234ZM240 163V162H239ZM75 164H77V163H75ZM89 164V163H88ZM210 164V165H211ZM226 164H228L227 166H226ZM238 163H236V165H237ZM28 165V164H27ZM40 165H41V163H40ZM48 165V164H47ZM53 165H54V163H53ZM53 165H51V166H53ZM100 165V164H99ZM105 165V164H104ZM108 165V164H107ZM115 165V164H114ZM121 165V164H120ZM119 165V166H120ZM170 165V164H169ZM176 165V164H175ZM178 165V164H177ZM240 165H242V164H240ZM27 168H26V167ZM36 166H38L37 164H36ZM49 166V165H48ZM58 166V165H57ZM78 166V165H77ZM80 166V165H79ZM78 166V167H79ZM83 167H84V164L82 165ZM85 166L86 167H84V169H89L88 168V165H86L85 164ZM95 166V165H94ZM98 166V165H97ZM101 166V165H100ZM118 166V165H117ZM166 166V165H165ZM168 166V165H167ZM171 166V165H170ZM206 166V165H205ZM40 167V166H39ZM59 167V166H58ZM57 167V169H60V168H58ZM66 167V166H65ZM76 167V166H75ZM81 167V166H80ZM180 167V166H179ZM227 167V168H226ZM53 168H54V166H53ZM53 168H52V171H53ZM95 168V167H94ZM93 167H92V169H94ZM112 168H113V166H112ZM124 168V167H123ZM142 168V167H141ZM171 168V167H170ZM191 168V167H190ZM207 168V170H210V169H208V167H205V169ZM210 168V167H209ZM235 168H236V166H235ZM246 168V167H245ZM42 169L44 170V168L42 167ZM42 169H41V171H42ZM46 169L47 168H45V171H46ZM48 169H49V167H48ZM48 169H47V171H48ZM55 169V168H54ZM56 169V170H57ZM69 169V168H68ZM105 169H107V167L105 168ZM172 169H173V167H172ZM176 169V168H175ZM174 169V170H175ZM179 169H181L182 170V168H179ZM205 169H204V171H205ZM226 169H227V171H226ZM75 170V169H74ZM108 170V169H107ZM109 170H110V168H109ZM178 170V169H177ZM202 170V169H201ZM243 170V169H242ZM31 171V170H30ZM46 171V172H47ZM62 171V170H61ZM76 171V170H75ZM78 171V170H77ZM92 171V170H91ZM143 171V170H142ZM145 171H147V170H145ZM172 171V170H171ZM192 171H193V169H192ZM203 171V170H202ZM246 171V170H245ZM54 172V171H53ZM174 172V171H173ZM182 172V171H181ZM207 172V171H206ZM206 172H204V173H206ZM210 172V171H209ZM208 172V173H209ZM233 172H236V173H233ZM52 173V172H51ZM62 173H64L63 171H62ZM76 173V172H75ZM97 173V172H96ZM172 173V172H171ZM170 173V174H171ZM175 173H176V171H175ZM228 173V174H227ZM243 173V172H242ZM241 173V174H242ZM48 174V173H47ZM58 174V173H57ZM60 175H61V173H59ZM99 174V173H98ZM169 174V173H168ZM174 174V173H173ZM194 174H196L197 175V173H195L194 172ZM240 174V175H241ZM246 174V173H245ZM248 174V173H247ZM64 175V174H63ZM62 175V176H63ZM149 175V174H148ZM172 175V174H171ZM176 175H177V173H176ZM195 175V176H196ZM204 175V174H203ZM209 174H207L206 173V177L208 176ZM34 176V175H33ZM42 176V175H41ZM55 176H58V175H55ZM69 176V175H68ZM73 176V175H72ZM143 176H144V174H143ZM170 176V175H169ZM178 176V175H177ZM250 176V175H249ZM252 176V175H251ZM65 177V176H64ZM63 177V179H68V178H64ZM150 177V176H149ZM152 177V176H151ZM150 177V178H151ZM172 177H173V175H172ZM204 177V176H203ZM227 177H229V178H227ZM247 177H248V175H247ZM253 177V176H252ZM44 178V177H43ZM46 180H48V177L46 176ZM55 178H57V177H55ZM59 178V177H58ZM145 178H147V177H145ZM171 178V177H170ZM225 178H226V180L228 179V181H226L225 180ZM239 178H240V180L242 181H239ZM60 179H62V178H60ZM191 179V178H190ZM203 179V178H202ZM249 179V178H248ZM251 179V178H250ZM31 180V179H30ZM37 180V179H36ZM39 180H40V177H39ZM42 180V179H41ZM69 180V179H68ZM71 180V179H70ZM152 180V179H151ZM207 180H208V177H207V179H206V183H207ZM252 180V179H251ZM147 181V180H146ZM245 181V180H244ZM53 182V181H52ZM148 182H149V179H148ZM203 182V181H202ZM249 182V181H248ZM42 183V182H41ZM40 183V184H41ZM71 183H72V181H71ZM74 183V182H73ZM205 183V180H204V184L206 185L205 187L206 188H208L207 186H208V183H209V181H208V183L206 184ZM240 183H242L241 185H240ZM247 183V182H246ZM39 184V185H40ZM197 184V183H196ZM196 184L194 183V185H195V187L197 188V186H196ZM250 184V183H249ZM36 185H37V183H36ZM43 185V184H42ZM71 185V184H70ZM75 185V184H74ZM161 185V184H160ZM244 185H245V182H244ZM243 185V186H244ZM41 186V185H40ZM44 186V185H43ZM50 186V185H49ZM53 186V185H52ZM155 186V185H154ZM153 186V187H154ZM192 186V185H191ZM191 186H190V188H191ZM201 186H202V184H201ZM250 186V185H249ZM37 187V186H36ZM42 187V186H41ZM40 187V188H41ZM45 187V186H44ZM44 187H42V188H44ZM68 187V186H67ZM71 187V186H70ZM142 187H143V185H142ZM158 187V186H157ZM203 187V186H202ZM246 187V186H245ZM245 187H243V189L245 188ZM33 188V187H32ZM66 188V187H65ZM74 188V187H73ZM121 188V187H120ZM176 188H177V186H176ZM193 188H194V186H193ZM193 188H191V189H193ZM195 188V189H196ZM44 189H46V188H44ZM48 189V188H47ZM52 190H53V187L51 188ZM63 189V188H62ZM72 189V188H71ZM125 189V188H124ZM152 189V188H151ZM164 189V188H163ZM163 189H161V190H163ZM166 189V188H165ZM242 189V190H243ZM250 189V188H249ZM248 189V190H249ZM75 190V189H74ZM78 190V189H77ZM117 190V189H116ZM120 190V189H119ZM119 190H117V193H118V191ZM123 192H121V193H118V194H116V195H119V194H121L120 196H121V199L119 200V202H117V204H115V206H113V207H115V210H116V213L118 212V214H120L117 218H116V224L114 223V219L113 218H110V220H112V221H109V219H108V221L107 222H109V224H110V222H112V223H114L115 225H114V227L113 228H109V227H107L106 225L104 226L103 225V220H102V222L100 221V225H98L97 227H100V226H103V227H105V228H102V227H100V228H102V231H101V235H102V237L101 238H103V237H106V236H109L111 233H112V235L114 236H116L117 235V233L118 232H116V230L117 231H119V232H121V233H119L120 235L122 234V233H124L125 234V232L123 231V229H124V227H127V226H135L134 228H136V229H138L137 230V232H135L134 234L138 237V236H140V237H142V233H144L143 231L142 232H140L141 230H146V227L147 226H149V224H151L153 221H160V219H158V218H155L156 216H158V214L156 215L155 214V217L153 216V214H151V213H154L153 211H152V206L151 205H147V204H143L142 203V201H141V203H139L138 202V200L136 199V196H134L135 194V192L133 193L132 192V194H128L127 193V191H124L123 189H121ZM120 190V191H121ZM126 190V189H125ZM128 190V189H127ZM131 191H132V189H130ZM139 190V189H138ZM169 190V189H168ZM35 191V190H34ZM58 191V190H57ZM119 191V192H120ZM135 191V190H134ZM140 191V190H139ZM172 191H174V190H172ZM244 191H247V190H243V192ZM46 192H49V191H46ZM70 192V191H69ZM72 192V191H71ZM124 192H126L128 195H126V193H124ZM156 192H158V195L160 194V191H156ZM162 192V191H161ZM194 192V191H193ZM195 192H197V191H195ZM204 192V193H205ZM52 192L50 191V194H51ZM60 193V192H59ZM77 193V192H76ZM163 193V192H162ZM165 193V192H164ZM198 193V192H197ZM246 193V192H245ZM247 193H248V191H247ZM44 194V193H43ZM47 194H49V193H47ZM54 194V193H53ZM52 194V195H53ZM62 194V193H61ZM70 194V193H69ZM73 194V193H72ZM71 194V195H72ZM141 195H142V193H140ZM148 194V193H147ZM149 194H151L150 192H149ZM176 194V193H175ZM194 194V193H193ZM57 195H59V194H57ZM71 195H70V197H71ZM79 195V194H78ZM77 195V196H78ZM82 195V194H81ZM152 195V194H151ZM157 195V196H158ZM164 195V194H163ZM195 195V194H194ZM237 195V194H236ZM236 195H233L234 197H236L237 198V196ZM48 196V195H47ZM47 196H45V198L47 197ZM144 196V195H143ZM147 196V195H146ZM145 196V197H146ZM31 197H33L32 195H31ZM49 197V196H48ZM56 197V196H55ZM75 197H76V195H75ZM153 197V196H152ZM151 197V198H152ZM164 197V196H163ZM166 197H169V196H166ZM170 197H172V196H170ZM169 197V198H170ZM174 197V196H173ZM208 197V198H207ZM43 198V197H42ZM60 198H62V197H60ZM116 198H117V196H116ZM147 198V197H146ZM154 198V197H153ZM162 198V197H161ZM176 198V197H175ZM36 199V198H35ZM39 199V198H38ZM50 199V198H49ZM52 199V198H51ZM69 199V198H68ZM83 199H85L84 197L82 198V204L84 205L87 201L86 200H83ZM164 199V198H163ZM43 200H44V198H43ZM42 200V201H43ZM47 200V199H46ZM53 200V199H52ZM59 200V199H58ZM174 200V199H173ZM210 200V201H209ZM235 200H237V199H235ZM239 200V199H238ZM57 201V200H56ZM60 201V203H61V205H59V206H61V208L59 209V210H61L60 212H59V214L57 215V217H56V226H57V230H58V234L61 236V243L60 242H58V243H60L61 245H59V246H62V248H63V250L65 249V247L66 246H68V248H69V252H70V254H72V256L75 258V260L74 261H76V259H78L79 260V258H77V256H79V254H81L80 253V251L82 252L83 251V248H85L86 246L88 247V246H90L91 244L90 243H92L91 242V240L95 237V236H97L98 234H100V232H99V229L96 227V226H94L95 225V223L93 224L92 222L94 221L93 220V218L91 219V217H89V216H86V217H84L83 216V212H84V209H78V208H76V207H74L73 206V203H72V201H74L75 202V200L73 199V200H65V201H63V200H59ZM137 203V206H136V208H135V210L134 211H132V212H130L128 209H127V203ZM155 202H156V199H155ZM165 202L167 203L168 201H166L165 200ZM208 202V203H207ZM152 204V203H151ZM159 204V206L158 207H160V206H163V207H165L166 205H165V203H164V200H157V202H156V204L155 205H158ZM153 205V204H152ZM155 205H153V206H155ZM165 205V206H164ZM149 206H151L150 207V210H151V213H149L148 211H149ZM234 206H235V209H234ZM168 207H169V204H168ZM172 207V206H171ZM173 208V207H172ZM156 209V208H155ZM162 209V208H161ZM168 209V208H167ZM215 209V210H214ZM159 210V209H158ZM157 210V211H158ZM205 210V209H204ZM204 211V212H207V211ZM167 211H169V210H167ZM167 211H165V212H167ZM170 211H171V209H170ZM172 211H173V209H172ZM214 211H215V213L216 212H218L219 211V213H221V215L222 216H220V215H216L215 216V218H214ZM156 213V212H155ZM223 213V214H222ZM232 213H231V215H230V218H229V216H227L226 214V216L229 218L228 220L229 221H231V223L233 222V218H234V220H237V219H235V217L233 216L232 217ZM160 214V213H159ZM161 214H162V212H161ZM160 214V217H162L163 216V214L161 215ZM165 214V213H164ZM172 214L174 215V213L172 212ZM175 214H177V213H175ZM173 215H171L172 216V218H171V216L169 215V217H170V219H171V221H173V220H177V218L175 217V215H174V217H173ZM186 215V214H185ZM165 216H167V215H165ZM181 216V215H180ZM187 216V215H186ZM192 216V215H191ZM210 216V215H209ZM213 216V217H212ZM179 217V216H178ZM224 217V216H223ZM232 217V218H231ZM238 217V216H237ZM52 218V217H51ZM175 218V219H174ZM217 218V219H218ZM163 219H165V218H163ZM167 219V218H166ZM181 222H184V223H187V221L185 222V218L184 217H181ZM186 219H188V218H186ZM190 219V218H189ZM225 219H226V221H225ZM230 219H232V220H230ZM93 220V221H92ZM195 220V219H194ZM211 221V223H213L214 224V221H215V223H217V220L215 219L214 221ZM224 220V221H223ZM164 220H162V222H163ZM167 221H170V220H167ZM178 222H179V220H177ZM192 221V220H191ZM207 221V222H206ZM222 221H223V223L224 222H229V221H227V218H222ZM221 221V222H222ZM94 222H96V221H94ZM177 222V223H178ZM180 222V223H181ZM190 222V221H189ZM221 222L219 223V219H218V223L217 224H219L218 226L219 227H217V229L219 230V228H221V230H222V227H220V225H221ZM236 221H234L233 222V224L235 223ZM159 223H161V222H159ZM164 223V222H163ZM169 222H167L166 224H167V226H169V224H168ZM179 223V224H180ZM200 223V222H199ZM211 223H210V225H211ZM230 222L229 223H226L227 225L228 224H231ZM104 224H106V223H104ZM155 224H158V223H156L155 222ZM155 224H154V227L156 228L157 226H155ZM173 224V223H172ZM171 224V225H172ZM212 224V225H213ZM216 224V225H217ZM225 223H224V225L225 226H227ZM33 225H35V227H36V229H35V231H36V233H35V235H33V233H32V227H33ZM161 225V224H160ZM170 225V226H171ZM181 226H182V224H180ZM189 225V224H188ZM196 225V224H195ZM202 225H203V227H202ZM211 225V227H213V226H215V225H213L212 226ZM223 225V224H222ZM221 225V226H222ZM232 225V224H231ZM110 226H111V224H110ZM192 226V225H191ZM225 226H223V227H225ZM229 227H230V225H228ZM226 227V228H229V227ZM234 226V225H233ZM150 227V229H154L153 228V226H149ZM177 227V226H176ZM178 227H179V225H178ZM177 227V228H178ZM183 227V226H182ZM197 227V226H196ZM208 227V226H207ZM216 227V226H215ZM215 227H213V228H210V226H209V231L208 232H211V230L210 229H215V233L216 234H214L213 233V231H212V234H214V237L216 236V239L218 238V236L219 237H221V234H222V232H224V231H219L218 232V230L215 228ZM232 227V226H231ZM166 228V227H165ZM174 228H175V222H174ZM180 228V227H179ZM186 228V227H185ZM184 228V229H185ZM194 228V227H193ZM233 228V227H232ZM232 228H230V230H228V232L230 231L231 233V235L233 234V231H236L235 229H236V226L234 227L235 229H232ZM136 229H135V231H136ZM149 228L147 229V230H150ZM170 229V228H169ZM172 230H173V228H171ZM170 229V230H171ZM181 229H183V228H181ZM181 229H179V231L181 230ZM130 230H133V229H130ZM144 230V231H145ZM146 230V234L148 235V234H150V233H148V231ZM158 230V229H157ZM161 230V229H160ZM167 230V229H166ZM171 230V231H172ZM178 230V229H177ZM196 230V229H195ZM200 230V229H199ZM216 230H217V232H216ZM226 230V229H225ZM152 231V233H154V231L153 230H151ZM161 231H163V230H161ZM202 231H198V233L199 232H201V236H204V237H202V238H204L206 241H204V243L206 242H209V244H210V246H208V243L206 244V247L208 246V247H210V249H206L205 250V252H204V254H203V259H202V261H203V264H238V251L236 250L237 248H235L234 249V247L235 246H233V248H231L232 247V245H234V242L232 243V241L234 240L231 236H230V234H228L229 236L228 237H230V238H232L229 242H228V244H232L231 245V247H230V245H227V243H226V245L227 246H229L230 248L229 249H226V247L227 246H225V245H223L224 246V248H220L221 247V245H220V243H222L223 241H220L221 239H222V237H221V239L220 238H218L217 239V241H220V243L219 242H217V243H219L217 246H220V247H217V246H214V245H211V243H213V244H215L214 243V241H216V240H213L214 239V237L210 240V238H211V236L210 237H208L209 235H211V233L209 234L208 232L206 233V234H208V236L206 235V234H204ZM99 232V233H98ZM116 232V233H115ZM183 232H185V231H183ZM193 232V231H192ZM195 232V231H194ZM244 232V231H243ZM113 233H115V234H113ZM138 233V234H137ZM144 233V234H145ZM156 234H161L162 235V233H160V231H159V233L158 232H155ZM164 233V232H163ZM186 233V232H185ZM219 233H221V234H219ZM226 233V232H225ZM97 234V235H96ZM109 234V235H108ZM118 234V235H119ZM124 234H123V238L122 239H124ZM134 234H132L131 233V235L133 236H131L132 238H135V235ZM143 234V235H144ZM146 234H145V236H146ZM190 234V233H189ZM193 234V233H192ZM203 234V235H202ZM217 234H219V235H217ZM117 235V236H118ZM151 235H153V234H151ZM161 235H160V239L161 238H163V237H161ZM179 235H182L183 236V234H179ZM196 235H197V233H196ZM200 235V234H199ZM205 235H206V238H205ZM224 235H226V234H224ZM234 235H237V231L236 232H234V234L232 235L233 237H234ZM174 236H175V234H174ZM110 237V236H109ZM119 237V236H118ZM118 237H114L115 238V240H117L118 239ZM158 237V236H157ZM171 237V236H170ZM169 237V238H170ZM181 237V236H180ZM187 237V236H186ZM190 237V236H189ZM191 237H192V235H191ZM200 237V236H199ZM208 237V238H207ZM236 237H238V236H236ZM111 238H113V237H111ZM113 238V239H114ZM120 238V239H121ZM143 238H144V236H143ZM146 238V237H145ZM144 238V239H145ZM148 238V237H147ZM153 238V237H152ZM166 239H169V238H167V237H165ZM182 238H184V237H182ZM194 237H192V239H193ZM223 238H224V236H223ZM95 239V238H94ZM93 239V240H94ZM121 239V241H123ZM149 239H151V237L149 238ZM154 239V238H153ZM158 239H159V237H158ZM171 239V238H170ZM191 239V238H190ZM203 239V240H204ZM237 239V238H236ZM234 240L235 241V243H236V245H237V240ZM92 240V241H93ZM101 240V239H100ZM104 240H107V238L106 239H104ZM115 240H112V242L114 241L115 242ZM224 240V239H223ZM226 240H228V238L226 239ZM44 241V240H43ZM102 242H103V240H101ZM101 241H99L98 243H99V245L100 244H102L101 243ZM152 241V240H151ZM162 241V240H161ZM164 242H165V240H163ZM168 241V240H167ZM185 241V240H184ZM193 241V240H192ZM194 241H196V239L194 238ZM213 241V242H212ZM170 242V241H169ZM168 242V243H169ZM191 242V241H190ZM211 242V243H210ZM105 243V242H104ZM116 243H120V240H119V242L117 241ZM115 243V244H116ZM145 243V242H144ZM149 243V242H148ZM155 243V242H154ZM161 243H163V242H161ZM161 243H160V245H161ZM165 243H167V242H165ZM165 244L166 246L167 245H169V244ZM182 243V242H181ZM216 243V244H217ZM90 244V245H89ZM114 244V243H113ZM151 244V243H150ZM164 244V243H163ZM162 244V245H163ZM180 244V243H179ZM186 244V243H185ZM225 244V243H224ZM44 245V244H43ZM117 245V244H116ZM121 245H123V244H121ZM120 245V246H121ZM147 245H149V244H147ZM126 246V245H125ZM143 246V245H142ZM145 246H146V244H145ZM145 246H144V249H146L145 248ZM150 246V245H149ZM149 246H147V247H149ZM153 246H156V245H153ZM159 246V245H158ZM173 246V245H172ZM211 246H213L212 248H211ZM222 246V247H223ZM238 246V245H237ZM112 247H113V245H112ZM115 247V246H114ZM117 247V246H116ZM119 247V246H118ZM113 248V250L111 251L110 250V255L112 256V259L111 260H113L114 259V261H112V264H136L138 261H140L139 259L140 258H137L138 259V261L136 260V256H135V252L136 251H133L134 249H132V248H134V247H132V246H130V247H132V248H128V250L130 251V253H126V252H122V251H125V250H122V249H124V248ZM175 247H177V246H175ZM184 247V246H183ZM150 248V247H149ZM151 248H152V246H151ZM149 249V251H151L150 252V254L148 253L149 251L148 250H146V253H148L149 255L146 257L147 259H148V257H149V259L150 260H152V261H154L155 262V264L156 263H158V264H160V263H162L163 261L161 260L162 258H163V256L161 255V253H163L164 252V250L162 251L160 248H159V250L158 249H156V247H154V249L152 248V249ZM163 248H165V250H166V247H164V245H163ZM168 248H169V246H168ZM204 248H205V246H204ZM136 249V248H135ZM103 250V249H102ZM140 250V249H139ZM161 250V251H160ZM46 251V250H45ZM66 251H67V249H66ZM85 251V250H84ZM100 251V250H99ZM127 251V250H126ZM169 251V250H168ZM170 251H171V249H170ZM65 252V251H64ZM88 253H89V251H87ZM86 252V253H87ZM141 252V251H140ZM134 253V254H133ZM65 254H66V252H65ZM68 254V253H67ZM66 254V255H67ZM105 254V253H104ZM107 254V253H106ZM137 254V253H136ZM165 254V253H164ZM110 255H108V256H110ZM166 255V254H165ZM69 256V255H68ZM72 256H70V257H72ZM80 257V256H79ZM103 257H105V256H103ZM139 257V256H138ZM102 258V257H101ZM142 258H144V257H142ZM166 258V257H165ZM167 258H169V257H167ZM247 258V257H246ZM100 259V258H99ZM98 259V260H99ZM106 259V258H105ZM108 259V258H107ZM170 259V258H169ZM169 259H167V260H169ZM248 259V258H247ZM73 260V259H72ZM111 260H110V262H111ZM146 260V259H145ZM249 260V259H248ZM107 261V260H106ZM77 262V261H76ZM80 262V261H79ZM78 262V263H79ZM98 262V261H97ZM150 262V261H149ZM247 263L249 262V261H246ZM100 263V262H99ZM106 263V262H105ZM247 263H245V264H247ZM250 263V262H249ZM73 264V263H72ZM80 264V263H79ZM152 264V263H151ZM252 264V263H251Z\"/></svg>",
	"mask_w": 264,
	"mask_h": 264
}]
</instances>
